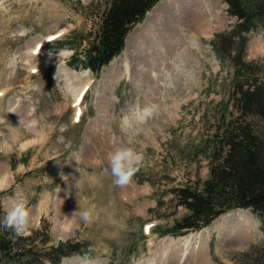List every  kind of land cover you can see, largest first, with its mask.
<instances>
[{
  "label": "rangeland",
  "instance_id": "rangeland-1",
  "mask_svg": "<svg viewBox=\"0 0 264 264\" xmlns=\"http://www.w3.org/2000/svg\"><path fill=\"white\" fill-rule=\"evenodd\" d=\"M109 1L0 0V206L19 232L47 227L54 242H79L59 264H238L264 244L249 209L226 212L255 221L245 236L237 216L219 229L210 227L215 218L172 231L187 212L172 189L208 177L216 133L239 115L233 65L211 44L236 18L211 0L216 19L202 30L180 0H158L92 72L87 50ZM245 52L264 81L261 29L249 32ZM252 123L264 136V121ZM199 231L197 247L181 256L180 238Z\"/></svg>",
  "mask_w": 264,
  "mask_h": 264
},
{
  "label": "trees",
  "instance_id": "trees-1",
  "mask_svg": "<svg viewBox=\"0 0 264 264\" xmlns=\"http://www.w3.org/2000/svg\"><path fill=\"white\" fill-rule=\"evenodd\" d=\"M158 0H110L102 12L99 30L87 50L86 65L97 72L124 46L127 33L142 21ZM236 18L211 44L220 61L233 65L231 101L239 112L216 133V146L206 179L172 189L187 212L175 221L174 234L198 230L234 208L249 209L261 221L264 232V136L252 121H264V81L257 80L256 64L245 59L249 32L264 36V0H224ZM215 136V134H214ZM80 250L71 239L52 241L47 227L19 232L0 206V264H59ZM257 252L256 255L253 253ZM264 244L238 255V264H264Z\"/></svg>",
  "mask_w": 264,
  "mask_h": 264
},
{
  "label": "bare ground",
  "instance_id": "bare-ground-1",
  "mask_svg": "<svg viewBox=\"0 0 264 264\" xmlns=\"http://www.w3.org/2000/svg\"><path fill=\"white\" fill-rule=\"evenodd\" d=\"M182 3V8L181 11L184 13L183 15L188 16V19H191L192 23L194 24L195 27L198 28H202V30H206L210 25L211 22H214L216 19V14L214 13V9L212 7L211 4V0H180ZM162 1L159 2L156 7H158L159 5H161ZM168 3V2H167ZM174 5V4H173ZM162 6V5H161ZM160 6V7H161ZM186 18V17H185ZM147 30V29H146ZM201 30V31H202ZM38 38V37H37ZM128 38V37H127ZM44 40L38 41L36 42V47L34 49V52H36L37 54L41 53V46ZM127 41V40H126ZM129 41V40H128ZM135 42V41H134ZM127 46H128V42ZM38 64L39 66H43L45 65V63L47 62L46 59L41 58L40 56H38ZM85 73V72H84ZM164 75V74H163ZM81 80V79H80ZM165 80V79H164ZM164 83V82H163ZM164 85V84H163ZM159 87V86H158ZM160 88V87H159ZM148 105V104H147ZM152 105V104H151ZM151 106H147L144 107L143 110L140 109L139 112V117L143 118V116L147 115V113H149ZM136 118V117H135ZM133 120V119H132ZM101 160V159H100ZM245 212L242 211H234L231 213H226L221 217L216 218L213 223L210 225L211 228H216L219 229L220 227L223 226V224L225 223L224 221H230L233 217L237 216V218H242V222H241V226L240 228H238V230H240V233L243 234L245 236V234L248 233V229H253L255 227V221L252 218H249L248 216H242L241 214H243ZM246 214V213H245ZM247 215V214H246ZM250 233V232H249ZM201 235H202V231L196 232L195 234V240L192 242H188V237H181L180 239H182V242L184 243L185 246V251L182 252L181 256L184 257V255L186 253H188V251L192 248H196L197 247V243L200 242L201 239ZM183 245V244H182ZM176 248V247H175ZM202 249V248H201ZM199 250V249H198ZM180 253V252H179ZM200 256L201 255V262H204L203 260L205 259L203 252L202 251H198L197 252ZM178 259V258H177Z\"/></svg>",
  "mask_w": 264,
  "mask_h": 264
}]
</instances>
